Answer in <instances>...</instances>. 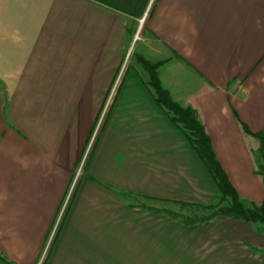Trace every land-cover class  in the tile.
Instances as JSON below:
<instances>
[{
	"label": "crops",
	"instance_id": "0c3cea01",
	"mask_svg": "<svg viewBox=\"0 0 264 264\" xmlns=\"http://www.w3.org/2000/svg\"><path fill=\"white\" fill-rule=\"evenodd\" d=\"M150 2L0 0L5 264H38L48 245L43 264H264L263 225L184 223L182 208L220 191L138 62H162L163 88L197 112L241 199L261 205L264 0H155L123 68Z\"/></svg>",
	"mask_w": 264,
	"mask_h": 264
},
{
	"label": "trees",
	"instance_id": "16d2710c",
	"mask_svg": "<svg viewBox=\"0 0 264 264\" xmlns=\"http://www.w3.org/2000/svg\"><path fill=\"white\" fill-rule=\"evenodd\" d=\"M138 62L149 73V85H151L156 93L157 103L167 111L171 120L185 132L193 149L215 179L220 191L218 204L202 208L213 211L212 214L199 218L182 216L184 223L194 224L217 216H225L234 220H243L264 226V201L261 205H248L241 199L219 163L212 147L211 138L205 126L199 120L197 112L192 108L180 106L173 100L170 93L163 88L158 75V69L162 65V62L152 63L143 57H138ZM254 137L261 143L259 149L261 162L258 165L257 174L261 178L264 186V130L258 134H254ZM173 215L181 217L178 214Z\"/></svg>",
	"mask_w": 264,
	"mask_h": 264
},
{
	"label": "built area",
	"instance_id": "2783aa9c",
	"mask_svg": "<svg viewBox=\"0 0 264 264\" xmlns=\"http://www.w3.org/2000/svg\"><path fill=\"white\" fill-rule=\"evenodd\" d=\"M154 1H155V0H151V2H150V4H149V7H148V9H147L146 14H145L144 17L141 18L140 21H139V22H140V23H139V28H138V30H137V32H136V34H135L134 44H133V46L131 47V49H130L128 55H127L126 62H125V65H124L123 68H125V66H126V64H127V62H128V60L130 59V57H131V55H132V53H133L134 46H135L136 42L139 40V35H140V33H141L142 27H143V25L146 23V20H147V18H148V16H149V13H150V10H151V8H152V6H153V4H154ZM85 159H86V158H85ZM84 162H85V160L83 161V164H84ZM81 169H82V166H81L80 170H79L78 173H77L76 180H77V178L79 177V175L81 174ZM74 187H75V183L73 184V187H72V189H71V192H70L69 196L67 197V200H66V202H65V204H64V207H63V210H62L61 216H62V214L64 213V211H65V209H66V207H67V205H68V203H69V200H70V197H71V194H72V192H73ZM58 223H59V221H58ZM57 227H58V225L56 226L53 235L55 234ZM49 247H50L49 245L46 247V249H45V251H44V253H43V255H42V257H41V259H40V261H39L38 264H43V263H44V260H45L46 254H47V252H48V250H49Z\"/></svg>",
	"mask_w": 264,
	"mask_h": 264
},
{
	"label": "rangeland",
	"instance_id": "374dc122",
	"mask_svg": "<svg viewBox=\"0 0 264 264\" xmlns=\"http://www.w3.org/2000/svg\"><path fill=\"white\" fill-rule=\"evenodd\" d=\"M140 21V20H139ZM147 22V20H146ZM140 23V22H139ZM146 23L143 25L141 33L139 35V40L142 37V33L144 31ZM139 28V27H138ZM137 28V30H138ZM134 55V54H133ZM132 56V55H131ZM133 58V56H132ZM213 211H209V210H204L202 208H185V209H181L180 213H184L185 216L183 217H188V218H199V217H205L208 216L210 214H212ZM40 261V260H39ZM39 263V262H38ZM0 264H5V262L0 258Z\"/></svg>",
	"mask_w": 264,
	"mask_h": 264
}]
</instances>
